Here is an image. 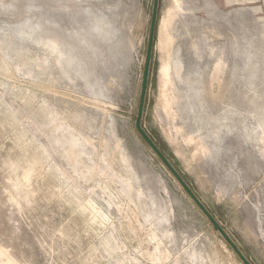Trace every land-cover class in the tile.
<instances>
[{"label": "rangeland", "instance_id": "rangeland-1", "mask_svg": "<svg viewBox=\"0 0 264 264\" xmlns=\"http://www.w3.org/2000/svg\"><path fill=\"white\" fill-rule=\"evenodd\" d=\"M152 5L0 0V264H242L134 127ZM141 125L264 264V0H159Z\"/></svg>", "mask_w": 264, "mask_h": 264}, {"label": "water", "instance_id": "water-1", "mask_svg": "<svg viewBox=\"0 0 264 264\" xmlns=\"http://www.w3.org/2000/svg\"><path fill=\"white\" fill-rule=\"evenodd\" d=\"M159 0H153L152 12L150 18V26L147 37L146 44V52L144 58L143 65V73L141 79L138 107L136 112V118L134 122V127L140 137L144 140V142L148 145V147L157 155L160 161L165 165L168 171L173 175L179 185L183 188L189 198L194 202V204L198 207V209L202 212L205 218L211 223L213 229L218 232V234L226 241L231 250L235 253V255L239 258L242 264H251V262L244 256L239 247L235 244V242L228 236L225 230L221 227V225L215 220L209 210L203 205V203L198 199L189 185L185 182L183 177L177 172L171 162L167 159V157L163 154V152L159 149V147L155 144L152 138L148 135V133L143 129L141 125V117L144 109L145 96L147 83L149 78L150 64H151V55L153 50L154 38H155V27H156V17H157V8H158Z\"/></svg>", "mask_w": 264, "mask_h": 264}, {"label": "bare ground", "instance_id": "bare-ground-1", "mask_svg": "<svg viewBox=\"0 0 264 264\" xmlns=\"http://www.w3.org/2000/svg\"><path fill=\"white\" fill-rule=\"evenodd\" d=\"M168 21H169V20H167V21H165V22L168 23ZM169 40H170V39L167 37V38H166V43H165V42H164V43H165L166 45L169 44V42H170ZM166 50H167V49H166ZM163 62H164V61H163ZM168 70H169V64H168V63H167V64H164V65L161 67V70H160V72L163 73V78H164V79H163V85H162L163 89H164V86H165V85L167 84V82H168V78H167V77H168L167 75L169 74ZM161 76H162V75H161ZM163 89H162L161 91H163ZM164 90H165V89H164ZM162 94H163V93H162ZM162 96H163V95H162ZM166 98H167V97H165V99H166ZM164 102H165V100H164ZM166 105H167V104H166ZM168 105H169V104H168ZM165 107H166V106H165ZM166 108H167V107H166Z\"/></svg>", "mask_w": 264, "mask_h": 264}]
</instances>
